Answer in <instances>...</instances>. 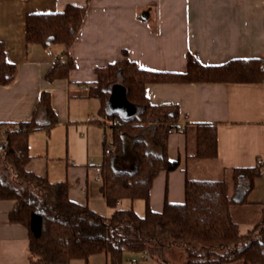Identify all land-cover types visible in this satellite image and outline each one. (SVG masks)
<instances>
[{
    "label": "crops",
    "instance_id": "crops-1",
    "mask_svg": "<svg viewBox=\"0 0 264 264\" xmlns=\"http://www.w3.org/2000/svg\"><path fill=\"white\" fill-rule=\"evenodd\" d=\"M69 3L88 6L69 48L61 43L27 41L28 13L57 12ZM0 40L6 43L8 59L18 65L15 80L0 85V122L31 119L43 90L51 91L59 118L50 129L30 135L28 169L52 181L67 180L72 199L111 214L113 208L100 191L94 166L97 159L105 158L109 127L97 121L99 99L86 95L88 83L97 78V67L121 59L126 51L141 67L175 72L186 71L190 53L212 65L235 58L264 60V0H0ZM67 54L76 62L69 76L46 80L45 74L56 59ZM114 91L122 96V107L114 105ZM112 92V108L130 114L124 86L117 83ZM147 94L153 103L179 104L182 126L196 122L218 126L216 158L190 156L196 149L193 133L170 134L169 155L180 165L155 178L150 195L154 210L161 211L166 198L184 201L187 176L225 179L228 175L235 191L233 168L264 160V81L149 83ZM3 130L1 125L0 137ZM248 200L235 210L249 214L245 225L239 221L243 233L252 230L262 216L264 174L256 178ZM138 201L125 198L118 205L145 212V201ZM14 206L15 200L0 199V264H31L29 230L10 220ZM109 261L106 253H98L89 260L64 264ZM126 261L155 264V259L144 253L127 252Z\"/></svg>",
    "mask_w": 264,
    "mask_h": 264
},
{
    "label": "trees",
    "instance_id": "trees-1",
    "mask_svg": "<svg viewBox=\"0 0 264 264\" xmlns=\"http://www.w3.org/2000/svg\"><path fill=\"white\" fill-rule=\"evenodd\" d=\"M88 6L69 3L57 12H31L26 17L28 42L61 43L69 48L76 40ZM74 58L58 57L45 74L52 82L67 78L75 68ZM18 65L7 57L6 43L0 40V85L12 83ZM97 78L88 83L87 96L98 98L97 121L109 127L116 148L101 166L100 191L113 208L104 214L87 202L70 197L67 180L52 181L28 169L32 158L30 135L50 129L59 122L50 90L40 93L29 120L0 122L8 145L0 147V199H13L10 220L29 230L31 264H64L98 253L109 256V264L125 262L127 252L144 253L168 264L166 253L184 247L186 264H264V202L255 227L243 233L235 217L239 205L249 203L248 195L264 165L233 168L235 191L228 179H199L187 176L185 199L165 200L161 211L151 206L155 178L180 165L169 155V137L174 131L193 133L197 159L218 157V126L211 122L180 123L177 103H153L147 94L149 83L165 82H261L264 60L235 58L222 64H204L188 55L182 72L141 67L128 56L99 66ZM125 87L132 112L112 108V87ZM243 189L241 192L240 190ZM241 193V194H240ZM143 199L145 212L121 208L122 199Z\"/></svg>",
    "mask_w": 264,
    "mask_h": 264
},
{
    "label": "rangeland",
    "instance_id": "rangeland-1",
    "mask_svg": "<svg viewBox=\"0 0 264 264\" xmlns=\"http://www.w3.org/2000/svg\"><path fill=\"white\" fill-rule=\"evenodd\" d=\"M114 93H115L114 99H113L114 105H119V106L122 107L124 105V101H123L122 96L120 95L119 92L114 91ZM96 114H98V116H99V113H96ZM111 141H112V135H111L110 129H108V142H111ZM193 144H194V142H193ZM224 177H225V179L226 178L227 179H230L231 178L228 175H226ZM242 190L243 189H241L240 192ZM231 191L233 192L232 187H231ZM138 200H139L138 202L144 203V200L143 199H138ZM122 206H124V205L122 204ZM139 213L140 214H144V211L141 210V212H139ZM234 213H235L236 219L239 220V221H242V224L245 225V223L248 221L249 214H246V212L245 211H242V209H239V210H237ZM187 258H188L187 252L184 249V247H175L171 251L167 252L166 253V257H165V259L169 260V263L168 264H186ZM154 259H155V262L154 263L155 264H158V261H160V259H158V258H154ZM217 264H221V263H217ZM232 264H244V263L243 262H236V263H232Z\"/></svg>",
    "mask_w": 264,
    "mask_h": 264
},
{
    "label": "built area",
    "instance_id": "built-area-1",
    "mask_svg": "<svg viewBox=\"0 0 264 264\" xmlns=\"http://www.w3.org/2000/svg\"><path fill=\"white\" fill-rule=\"evenodd\" d=\"M61 58H64V56H61ZM169 103V102H167ZM8 145V141L6 139V136L3 134L1 137H0V147H5ZM116 148V145L115 143L112 141V142H108L107 141L105 142V148H104V152H105V156H109L111 155L114 150ZM103 160H100V159H97L96 162L94 163V166H95V169L97 171V176H96V179L97 180H100L101 181V171H102V166H101V163H102ZM258 162L260 164H263L264 165V160L262 158H260L258 160ZM119 264H135L134 261H126V262H122V263H119Z\"/></svg>",
    "mask_w": 264,
    "mask_h": 264
},
{
    "label": "water",
    "instance_id": "water-1",
    "mask_svg": "<svg viewBox=\"0 0 264 264\" xmlns=\"http://www.w3.org/2000/svg\"><path fill=\"white\" fill-rule=\"evenodd\" d=\"M124 89H125V87H124ZM125 92H126V90H125Z\"/></svg>",
    "mask_w": 264,
    "mask_h": 264
}]
</instances>
